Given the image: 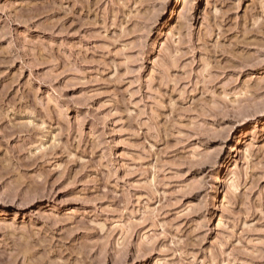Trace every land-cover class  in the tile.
Segmentation results:
<instances>
[{
	"label": "rangeland",
	"instance_id": "obj_1",
	"mask_svg": "<svg viewBox=\"0 0 264 264\" xmlns=\"http://www.w3.org/2000/svg\"><path fill=\"white\" fill-rule=\"evenodd\" d=\"M0 264H264V0H0Z\"/></svg>",
	"mask_w": 264,
	"mask_h": 264
}]
</instances>
